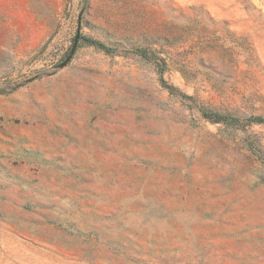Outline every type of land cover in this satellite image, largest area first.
Returning a JSON list of instances; mask_svg holds the SVG:
<instances>
[{
  "label": "rangeland",
  "instance_id": "1",
  "mask_svg": "<svg viewBox=\"0 0 264 264\" xmlns=\"http://www.w3.org/2000/svg\"><path fill=\"white\" fill-rule=\"evenodd\" d=\"M256 116L264 0H0V264H264Z\"/></svg>",
  "mask_w": 264,
  "mask_h": 264
},
{
  "label": "trees",
  "instance_id": "2",
  "mask_svg": "<svg viewBox=\"0 0 264 264\" xmlns=\"http://www.w3.org/2000/svg\"><path fill=\"white\" fill-rule=\"evenodd\" d=\"M96 45H98L99 47L103 48V49H108V47L106 45H104L103 43H96ZM135 51H137L138 53H140L141 55H143L144 57H150L149 53L144 51V50H140V49H136ZM161 82L163 84V86L167 87L170 91H175V87L169 85L166 80L163 78V76H161ZM218 119H222L221 117L216 118ZM249 121H257V122H262L264 121V117L262 116H256L253 118H250Z\"/></svg>",
  "mask_w": 264,
  "mask_h": 264
}]
</instances>
